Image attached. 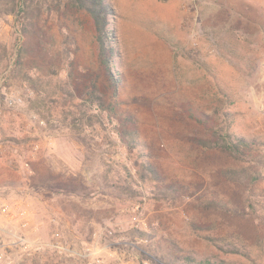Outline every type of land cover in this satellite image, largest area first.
Masks as SVG:
<instances>
[{
	"label": "rangeland",
	"instance_id": "1",
	"mask_svg": "<svg viewBox=\"0 0 264 264\" xmlns=\"http://www.w3.org/2000/svg\"><path fill=\"white\" fill-rule=\"evenodd\" d=\"M110 2L121 75L115 93L82 17L61 23L52 15L44 24L42 102L0 60V264H264V163L251 186L258 218L244 210L243 185L210 173L230 159L214 153L193 164L181 134L195 128L174 107L219 104L232 113L231 130L257 140L264 153V0ZM12 23L10 15L0 17V43L9 51ZM80 65L90 67L85 75ZM96 73L104 102H122L138 121L151 142L146 152L167 177L198 183L192 188L199 193L213 188L243 213L184 209L143 192L150 182L122 192L118 184L129 175L139 182V156L84 105L81 83ZM13 94L22 101L8 105Z\"/></svg>",
	"mask_w": 264,
	"mask_h": 264
},
{
	"label": "trees",
	"instance_id": "2",
	"mask_svg": "<svg viewBox=\"0 0 264 264\" xmlns=\"http://www.w3.org/2000/svg\"><path fill=\"white\" fill-rule=\"evenodd\" d=\"M6 15L12 17V27L16 35L10 51L0 43V60L4 59L6 66L9 65L12 77L26 83V86L32 90L33 100L42 102L47 93L43 88L41 76H44L42 61L49 48L44 46L42 39L47 37L44 24H47L48 18L52 15L55 17V22L58 20L61 23L78 20L79 17L86 19L93 32L98 67L105 73L113 93L116 92L121 75L116 69L115 56L118 54V49L113 36L115 12L110 0H0V17ZM47 28L50 29L51 26L48 25ZM28 54L31 55L26 59ZM49 65L50 63L48 67ZM69 66L76 68L71 62ZM80 67L78 71L83 73L82 75H85L84 73L90 68L81 65ZM98 77L99 73L93 76L88 74V80L81 83L85 90L84 105L87 109H92L93 116L103 118L111 125L120 143L127 149H136L139 156L140 170L136 172L139 182L134 176L129 175L128 179L126 177L118 184L122 192L134 193L135 187L142 188L141 185L150 182V188L144 186L143 192H149L154 198L172 203L179 201L184 204V209L190 204L193 207H200L205 212L243 213L242 210L228 207L213 188L210 193L209 188L199 193L196 187L192 188L196 183L192 185L167 177L155 153L146 152L151 142L146 136L141 135L138 121L120 106L122 102L118 100L104 102L103 95L99 91ZM174 107L175 111L184 117L185 126L195 128L194 131L181 134L187 145V155L192 159L193 164L195 165L198 159L214 153L230 159V164L215 168L210 173L217 175L220 180L243 185L246 188L244 210L251 209L256 217L261 218L253 206V202L258 201L254 198L255 193L251 188L262 177L258 170V166L264 163V153L262 148L258 147L260 143L253 138L234 133L231 130L234 122L232 113L226 109L221 110L219 104L200 106L189 102H178ZM239 162L246 164H237ZM132 188L134 190L128 191ZM74 191L79 193L84 190L76 186ZM137 232L139 236L147 235L143 231L137 230ZM202 237L209 239L208 234ZM238 251L240 253V250ZM188 259L190 264H226L223 259ZM158 263L175 264L172 260L158 261Z\"/></svg>",
	"mask_w": 264,
	"mask_h": 264
},
{
	"label": "built area",
	"instance_id": "3",
	"mask_svg": "<svg viewBox=\"0 0 264 264\" xmlns=\"http://www.w3.org/2000/svg\"><path fill=\"white\" fill-rule=\"evenodd\" d=\"M21 101H22L21 97L18 95H14V94L6 98V102L8 105H15V104L20 103ZM56 235H58V233ZM95 260L97 261L96 263L99 264L100 259L96 258Z\"/></svg>",
	"mask_w": 264,
	"mask_h": 264
}]
</instances>
